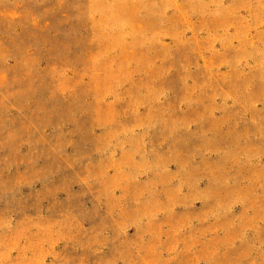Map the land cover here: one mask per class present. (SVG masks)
<instances>
[{
	"label": "rangeland",
	"instance_id": "obj_1",
	"mask_svg": "<svg viewBox=\"0 0 264 264\" xmlns=\"http://www.w3.org/2000/svg\"><path fill=\"white\" fill-rule=\"evenodd\" d=\"M0 264H264V0H0Z\"/></svg>",
	"mask_w": 264,
	"mask_h": 264
}]
</instances>
